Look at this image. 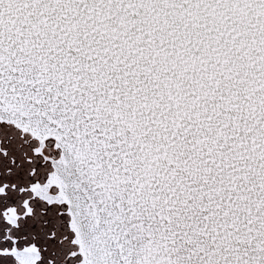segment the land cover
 Here are the masks:
<instances>
[{
  "label": "snow or ice",
  "instance_id": "1",
  "mask_svg": "<svg viewBox=\"0 0 264 264\" xmlns=\"http://www.w3.org/2000/svg\"><path fill=\"white\" fill-rule=\"evenodd\" d=\"M0 264H264V0H0Z\"/></svg>",
  "mask_w": 264,
  "mask_h": 264
}]
</instances>
